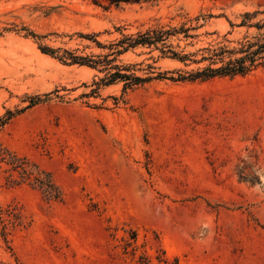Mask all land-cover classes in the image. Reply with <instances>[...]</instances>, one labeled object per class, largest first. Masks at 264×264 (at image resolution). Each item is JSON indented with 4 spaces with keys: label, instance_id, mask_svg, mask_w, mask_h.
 Returning <instances> with one entry per match:
<instances>
[{
    "label": "rangeland",
    "instance_id": "rangeland-1",
    "mask_svg": "<svg viewBox=\"0 0 264 264\" xmlns=\"http://www.w3.org/2000/svg\"><path fill=\"white\" fill-rule=\"evenodd\" d=\"M254 10L264 0H0V264H264V69L170 79L252 33L237 24ZM161 25L190 27L166 41L184 59L115 55L164 76L125 91L57 57Z\"/></svg>",
    "mask_w": 264,
    "mask_h": 264
},
{
    "label": "trees",
    "instance_id": "trees-1",
    "mask_svg": "<svg viewBox=\"0 0 264 264\" xmlns=\"http://www.w3.org/2000/svg\"><path fill=\"white\" fill-rule=\"evenodd\" d=\"M110 1H127V0H110ZM263 16L259 19L253 20L257 15ZM198 19V17H196ZM230 25L234 24L229 21ZM237 26H245L246 28H253L254 31L250 34H245L235 41L236 45L229 47L223 41H229L223 35V41L219 42L215 47H207L205 51L207 56L202 59H208L209 64L201 69L189 73L188 76L179 75L177 78L171 77L172 80H209L216 77H233L237 75L244 76L249 74L257 68L264 69V10L246 11L242 14L241 21ZM195 28V27H192ZM190 27L180 26L164 27L156 26L148 28L144 31H137L134 34L122 35L116 41L108 44L109 52L103 55L87 56L79 55L74 52L63 50V54L57 56L59 60L66 64L86 65L91 68L98 69L104 72V75L97 81H94L95 89L101 85H108L116 82H123V91L140 86L154 78L164 77L161 73L156 75L146 74L140 75L136 73L134 65H119L111 64L115 60V55L121 54L131 48L137 46H145L158 48L162 54L171 53L173 57L183 60L185 55H179L177 52L168 48L166 41L169 37L183 32L184 36H190L188 30ZM99 46L100 42L95 40ZM43 52L52 54L54 50L49 47H42ZM111 56V57H110ZM214 65V66H213ZM38 99L37 97H34ZM36 101V100H34ZM12 112L7 110L6 115H11ZM3 120V118H0ZM25 173L30 174L25 166H22ZM40 186L50 185V180L39 179L34 177ZM56 197V195H53Z\"/></svg>",
    "mask_w": 264,
    "mask_h": 264
}]
</instances>
